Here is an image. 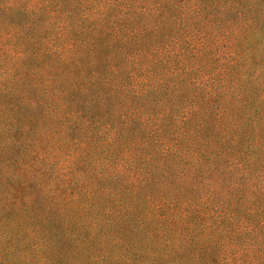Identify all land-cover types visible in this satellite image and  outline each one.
Masks as SVG:
<instances>
[{
    "label": "trees",
    "instance_id": "trees-1",
    "mask_svg": "<svg viewBox=\"0 0 264 264\" xmlns=\"http://www.w3.org/2000/svg\"><path fill=\"white\" fill-rule=\"evenodd\" d=\"M0 264H264V0H0Z\"/></svg>",
    "mask_w": 264,
    "mask_h": 264
}]
</instances>
